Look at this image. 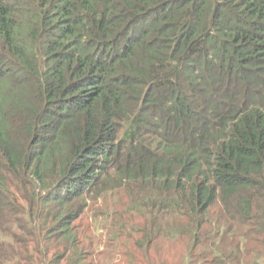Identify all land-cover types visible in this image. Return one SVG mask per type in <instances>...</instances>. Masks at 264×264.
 Segmentation results:
<instances>
[{
    "label": "trees",
    "instance_id": "1",
    "mask_svg": "<svg viewBox=\"0 0 264 264\" xmlns=\"http://www.w3.org/2000/svg\"><path fill=\"white\" fill-rule=\"evenodd\" d=\"M113 189L145 245L236 260L218 204L264 258V0H0V264H83L74 222Z\"/></svg>",
    "mask_w": 264,
    "mask_h": 264
},
{
    "label": "rangeland",
    "instance_id": "2",
    "mask_svg": "<svg viewBox=\"0 0 264 264\" xmlns=\"http://www.w3.org/2000/svg\"><path fill=\"white\" fill-rule=\"evenodd\" d=\"M126 201V195L122 189H113L98 196L97 199L86 201L87 207L83 215L74 222L77 240L82 251L79 250L84 258L83 264H209L196 259L201 248L197 247L191 250L190 236L185 232L181 233L178 229L173 232V236L170 238L162 234L155 235L145 245L144 241H141L144 233L140 230L139 233H136L135 230L130 229V226L141 228L147 220L142 218L139 213L130 214L127 212L125 210ZM210 213L211 217H207V221L203 225V234L211 237V241L208 240V242H216L220 248H224L226 255H228L230 243L236 244L238 240L244 241L242 246L246 248L247 253H239L236 260L228 255L225 257V264H256L254 260L259 261L258 264H264L262 254L255 251L258 250L257 246L249 241L251 238L240 236L241 230H244L246 225H239L234 220H232L233 222L231 220L226 221V217H224L218 204L212 207ZM114 217L131 218L126 219L127 223L122 222L125 224V228L118 230L115 229ZM231 223L233 224L232 230L227 234H222V229ZM217 227L220 228L221 232L214 237L213 232L215 230L212 229ZM232 231L236 234L235 237H233L234 234L230 236ZM18 237L23 238L24 234L19 233ZM53 241L51 240L48 244L41 241L42 249L48 247L49 250L51 248L50 253L57 251L58 248ZM137 241L142 245H138ZM12 246L14 253L18 250L17 241H13ZM11 253L10 251L9 254ZM257 253L261 256H255ZM34 255L36 256V254ZM40 255L42 258V253ZM49 256L48 252L45 254L44 260L48 261ZM2 264L17 263L4 261ZM59 264H70V262L67 263L66 259H62Z\"/></svg>",
    "mask_w": 264,
    "mask_h": 264
}]
</instances>
